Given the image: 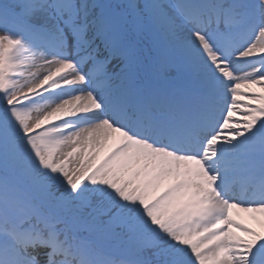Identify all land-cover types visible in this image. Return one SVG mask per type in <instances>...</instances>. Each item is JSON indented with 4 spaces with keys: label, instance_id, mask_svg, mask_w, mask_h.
<instances>
[{
    "label": "snow or ice",
    "instance_id": "obj_1",
    "mask_svg": "<svg viewBox=\"0 0 264 264\" xmlns=\"http://www.w3.org/2000/svg\"><path fill=\"white\" fill-rule=\"evenodd\" d=\"M264 0H0V264H264Z\"/></svg>",
    "mask_w": 264,
    "mask_h": 264
},
{
    "label": "bare ground",
    "instance_id": "obj_2",
    "mask_svg": "<svg viewBox=\"0 0 264 264\" xmlns=\"http://www.w3.org/2000/svg\"><path fill=\"white\" fill-rule=\"evenodd\" d=\"M238 218L241 219L244 223H246L249 227L252 226V228L256 230H264L263 227L260 228V225L264 224V217H260L259 215L253 214L240 213Z\"/></svg>",
    "mask_w": 264,
    "mask_h": 264
},
{
    "label": "rangeland",
    "instance_id": "obj_3",
    "mask_svg": "<svg viewBox=\"0 0 264 264\" xmlns=\"http://www.w3.org/2000/svg\"><path fill=\"white\" fill-rule=\"evenodd\" d=\"M250 227H252V226H250ZM261 227H263V228H264V224L260 225V228H261Z\"/></svg>",
    "mask_w": 264,
    "mask_h": 264
}]
</instances>
